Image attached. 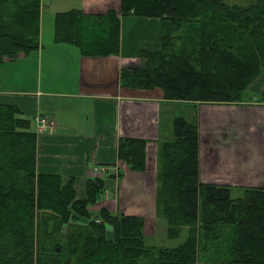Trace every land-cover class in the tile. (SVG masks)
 I'll return each instance as SVG.
<instances>
[{"label":"trees","instance_id":"trees-1","mask_svg":"<svg viewBox=\"0 0 264 264\" xmlns=\"http://www.w3.org/2000/svg\"><path fill=\"white\" fill-rule=\"evenodd\" d=\"M41 4L0 0V66L38 47ZM128 14L159 18L161 44L138 51L144 64L121 69V86L158 87L165 100L193 105L251 100L249 85L264 74V0H120L118 11L102 14L70 8L55 13L54 40L83 55L117 54L119 19ZM257 99L264 102V87ZM170 130L157 150L156 226L162 231L163 219L167 237L181 227L187 236L175 246L149 245L143 216L92 209L114 174L88 176L77 197L74 176L37 170L30 119L0 103V264H264V187L235 195L230 185L203 182L196 121L175 115ZM145 144L120 137L116 157L144 171Z\"/></svg>","mask_w":264,"mask_h":264},{"label":"crops","instance_id":"crops-1","mask_svg":"<svg viewBox=\"0 0 264 264\" xmlns=\"http://www.w3.org/2000/svg\"><path fill=\"white\" fill-rule=\"evenodd\" d=\"M97 2L80 0L79 5L73 8L87 14H102L108 8L119 9L120 0L112 5L108 4L113 0L102 5ZM43 5L40 8L38 47L19 53L0 66V103L17 105L22 115L30 119L34 130L36 114L48 119L49 128L37 134L36 168L39 172L74 176L77 197L84 195V181L88 176H101L100 173L89 172L94 165H104L109 174H114L105 178L106 189L111 192L112 199L113 196L118 198V188L122 187L121 182L125 178L135 179L138 183L144 177L143 182L147 179L148 186L152 182L151 175L156 181L154 166L156 164L157 168V142L161 131L163 136L168 134L164 125V130L161 129V112L165 115L171 113L170 104H191L197 108L193 114H197L199 130L200 179L221 185L264 187V110L257 111L263 114L262 124L250 122L252 126L247 130L248 121L239 109H235L239 105L234 104L240 103L213 105L203 102L193 105L165 100L158 87L146 90L121 86V69L143 66L144 58L138 55L139 50L160 48L162 22L159 18L131 14L120 16L118 53L88 56L81 54L72 43L54 40V16L64 10L52 8L44 15ZM6 84L15 86L2 87ZM206 108L211 110L206 111ZM209 112L212 118L218 117L214 131L205 122ZM241 126L246 128L242 133L248 146L240 144L235 149H222L221 155L226 157L223 161L227 165L220 169L221 161L216 152L214 155L207 153V143L211 140L216 146L221 139L222 145L234 146V138L240 137L236 127ZM120 137L146 140L144 171H131L117 159ZM239 154L249 157L247 160L241 158L246 165L243 171V164L238 161ZM257 156L261 161H257ZM118 169L123 171L121 178L115 176ZM129 214L141 215L137 212Z\"/></svg>","mask_w":264,"mask_h":264},{"label":"rangeland","instance_id":"rangeland-1","mask_svg":"<svg viewBox=\"0 0 264 264\" xmlns=\"http://www.w3.org/2000/svg\"><path fill=\"white\" fill-rule=\"evenodd\" d=\"M106 1L107 0H98L97 3H98V5H102L104 2L106 3ZM113 1L114 2H111L108 5L115 4L116 0H113ZM79 3H80V0H44L43 13L45 15L47 10H51L52 8H57L58 10H65V9L73 8V7L78 6ZM128 15H130V14H128ZM131 15H133V14H131ZM142 17H145V16H142ZM6 60H11V59L5 58V61ZM18 73H20V72H18ZM13 86H15V85L6 84V85H3L2 87L13 88ZM263 87H264V74L259 76L257 79H255L249 85L248 95H249V97H252L251 100H245V102H243V103L234 104V105H239L235 109H239L240 114L246 118V122L248 121L246 124L247 130L249 128H251V126H252V123H250V122H257V123L262 124L263 114L259 113L257 111L258 110L259 111L264 110V108L262 107L264 102L257 101L258 100L257 94L262 90ZM255 103H257V104H255ZM205 104H213V105L218 104V105H220L223 103L205 102ZM225 104H228V103H225ZM168 107H170L171 113L167 114L165 112L166 113V115H165V114H163L164 112H161V121H160L161 129H163L162 126L164 125V128L168 129V134L166 136H163L162 131H161V136L159 137V140L157 142V150L159 149V145L161 146L163 141L170 138V131L171 130L169 129V126L171 127V119L173 116L181 115L185 119H187L189 121H194V122L196 121V118H197V116H196L197 114L196 113L193 114V112H197V108H195L191 104H187V105L170 104ZM205 110L210 111L211 109L206 108ZM206 116H207L206 117L207 119L205 120V122L207 123V126L211 130L214 131L215 123L217 122L216 118H218V117H216L214 115L215 118L214 117L212 118L211 117L212 114L210 112ZM259 116H260V118H259ZM219 123H221L220 119H219ZM256 128H257V126H256ZM236 131L239 133L240 137L234 138V146L228 145V144L222 145L221 139H219L217 141L216 146H215L214 141L210 140L209 143H207V153H211L214 155L216 152V154L218 155V157L221 161L219 163L220 169L223 168V166L227 165V162L223 161V160H225L226 157L224 155H221L223 153L222 149H224V148L235 149L240 144H243V145L245 144L246 146H248V143H245L246 137L242 133V132L246 131V128L244 126H241L240 128L236 127ZM243 145L241 147H243ZM207 156L209 157V154H207ZM211 158L213 159V156H211ZM241 158H243L244 160H247L249 157H248V155H240L239 154L238 161L241 164H243L242 168H241L243 171V169H244V167H246V165L241 162L242 161ZM256 159H257V161H261L260 156H257ZM261 159H263V158H261ZM151 163H152V161L150 162V165H151ZM94 166H92L90 168V170H89L90 173H93L92 168ZM154 169L156 171V164L154 166ZM101 176H104V173L101 174ZM150 178L152 179L153 183L151 182L150 185H148V186H147V179L145 182H143L145 179L144 177H143L142 181H137L139 184L136 183L135 179L125 178L121 182L122 187H119L120 189L117 187L118 193H119L118 198L113 196V199H112L111 192L105 188V193H104V198H103L104 201L101 203H98V205L95 204L94 206H92V209H96V207H100V206H105L108 209H110L111 211H113L114 213H116L118 211H121L122 213H127V214H129V212L141 213V215H143V217L146 219V225L147 226L145 227V232H146L145 241L147 244L156 245V246H175V245L183 242V240L186 238L187 227H181L180 233L177 236L169 238L166 235V231H165L166 224H165V221L163 219H161V222H162L164 229L161 231L159 229L160 226L159 227L156 226L157 224L160 223V220L156 216V212L154 211V198H155L154 190H155V186H156V181L154 182L152 175ZM241 183H243V182L241 181ZM227 185H229V184H227ZM243 186H245V185H231V187L233 189V194L236 195L237 191H239L238 189L240 187H243ZM78 196H83V194H79ZM115 200H116V202H115ZM79 222L85 223L86 220L83 218H80ZM149 225H151V226L148 228ZM65 229H66V226H64L62 232H60V235H59L60 238L64 237ZM107 232H108V235H111L112 232H111L110 226H107ZM64 262H65V264H69L68 260H66V261L64 260Z\"/></svg>","mask_w":264,"mask_h":264},{"label":"built area","instance_id":"built-area-1","mask_svg":"<svg viewBox=\"0 0 264 264\" xmlns=\"http://www.w3.org/2000/svg\"><path fill=\"white\" fill-rule=\"evenodd\" d=\"M34 122H35V131L37 134L43 132L45 129L49 128L50 126L46 116L36 114L34 116ZM92 170L93 173H100L101 175L106 172L107 168L102 165H95Z\"/></svg>","mask_w":264,"mask_h":264},{"label":"bare ground","instance_id":"bare-ground-1","mask_svg":"<svg viewBox=\"0 0 264 264\" xmlns=\"http://www.w3.org/2000/svg\"><path fill=\"white\" fill-rule=\"evenodd\" d=\"M33 136V135H32ZM93 169V168H92Z\"/></svg>","mask_w":264,"mask_h":264}]
</instances>
